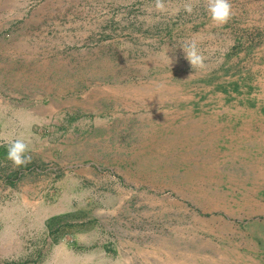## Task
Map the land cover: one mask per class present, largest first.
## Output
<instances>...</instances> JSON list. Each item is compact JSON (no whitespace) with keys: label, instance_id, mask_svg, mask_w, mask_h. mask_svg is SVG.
<instances>
[{"label":"rangeland","instance_id":"rangeland-1","mask_svg":"<svg viewBox=\"0 0 264 264\" xmlns=\"http://www.w3.org/2000/svg\"><path fill=\"white\" fill-rule=\"evenodd\" d=\"M157 2L0 0V263L264 264V0Z\"/></svg>","mask_w":264,"mask_h":264},{"label":"clouds","instance_id":"clouds-1","mask_svg":"<svg viewBox=\"0 0 264 264\" xmlns=\"http://www.w3.org/2000/svg\"><path fill=\"white\" fill-rule=\"evenodd\" d=\"M156 7L158 9H163L164 5L157 2ZM184 10L188 13L192 12L191 4H185ZM207 11L210 14L211 20L216 25H223L228 22L232 16V7L229 0H208ZM187 59L193 65L200 62L201 57L198 55L195 45H185L182 46ZM28 144L20 138L7 144V159L12 161L14 166H22L31 160V157L27 155Z\"/></svg>","mask_w":264,"mask_h":264},{"label":"crops","instance_id":"crops-1","mask_svg":"<svg viewBox=\"0 0 264 264\" xmlns=\"http://www.w3.org/2000/svg\"><path fill=\"white\" fill-rule=\"evenodd\" d=\"M10 244V243H9ZM14 248H16V247H14ZM8 249H13V247H9ZM13 253H11V252H9L8 254H6V253H2V254H0V257H2V258H5V257H8V256H10V255H12ZM59 260V259H58ZM0 264H5L3 261H2V263H0ZM57 264H66V262H65V260H64V257L62 258V261L60 262V261H57Z\"/></svg>","mask_w":264,"mask_h":264}]
</instances>
